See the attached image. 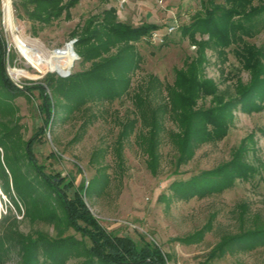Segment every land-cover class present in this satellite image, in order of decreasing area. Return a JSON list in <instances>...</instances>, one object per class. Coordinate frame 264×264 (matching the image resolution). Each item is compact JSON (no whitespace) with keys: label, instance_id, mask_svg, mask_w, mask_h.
<instances>
[{"label":"rangeland","instance_id":"rangeland-1","mask_svg":"<svg viewBox=\"0 0 264 264\" xmlns=\"http://www.w3.org/2000/svg\"><path fill=\"white\" fill-rule=\"evenodd\" d=\"M26 1L0 0V38L9 51L6 71L18 88L43 85L50 98V90L45 86L47 77L54 80L66 78L91 67L90 62L79 58L74 47L70 48L69 43L75 40L72 32L82 27L90 17L101 15L110 8L116 10L118 21L132 28L145 24L159 27L157 37H149L136 44L141 67L132 76L130 93L144 86L149 76H154L159 80L164 95L165 87L174 82L175 72L197 52L181 28L189 26L198 16H205L207 6V0H81L70 9L68 20L62 16L44 25L28 19L21 4ZM224 3L225 0L218 1V4ZM262 3L264 0H254L253 7ZM262 16L259 32L247 40L257 47H264V14ZM172 26L175 29L168 34L167 30ZM201 38L208 37L196 35V39ZM206 56L205 76L218 85L225 98L235 95L238 78L243 83L249 82V73L241 71L234 53H228L225 58L208 49ZM58 73L68 75L61 77ZM56 100L54 97L55 109L65 103L61 99L57 104ZM41 105L42 99L37 91L13 100L3 91L0 93V112H5L6 119L10 120L8 128L18 127L22 142L42 129L43 133L32 148L43 173L50 176L59 174L66 182L72 181L73 189L81 184H89L90 188L101 181L96 189L90 188L86 196L82 195L90 214L107 231L127 237L139 245L141 242L157 245L170 258L167 264H200L208 259L223 236L238 234L242 227L252 226L256 217L264 222V110L258 113L235 110L227 136L217 143L201 146L193 160L177 173L175 162L178 153L167 135L175 125L166 119L167 131L162 133L158 148V174L153 176L146 167V155L136 143L141 129L139 122L122 141L121 147L117 144L122 124L136 118L129 96L112 102L87 101L71 112L58 106L47 126H44ZM210 105L211 98L199 101V106ZM23 145L19 146L20 149ZM239 150H242L243 162L251 168L247 179H237L224 192L203 199L183 200L173 195L171 185L174 182L216 169L230 162ZM4 156L5 148L2 147L1 162L3 158L5 160ZM25 165V159L21 157L22 173L17 176L22 181L31 178ZM8 177L12 199L0 185V233L12 228L15 219L17 232L23 236L35 239L42 235L48 242L69 237L76 243V248L90 247L87 238L66 225L56 203L51 207L57 215L55 220L47 216L43 219L32 216L28 205L23 204L12 189L11 177ZM36 185L33 183L34 197L42 193ZM209 225L212 226L211 231L206 232L202 242L184 245L178 241ZM14 260L15 257L7 264H14ZM84 262V257L69 256L63 264ZM214 262L264 264V248L251 252H227Z\"/></svg>","mask_w":264,"mask_h":264},{"label":"trees","instance_id":"trees-1","mask_svg":"<svg viewBox=\"0 0 264 264\" xmlns=\"http://www.w3.org/2000/svg\"><path fill=\"white\" fill-rule=\"evenodd\" d=\"M80 1L27 0L21 4L29 20L47 25L62 16L68 20L70 9ZM218 1L207 0L205 16H198L189 26L181 28L182 34L190 38L197 52L182 69L175 72L174 82L165 87L164 95L159 80L154 76H149L144 86L130 93L132 76L141 67L136 44L149 38L159 27L145 24L132 28L118 21L114 8L90 17L82 27L72 32L75 52L84 62H90L91 67L66 78L54 80L51 76L47 77L45 86L50 90L52 98L46 94L43 85L21 88L14 85L6 71L9 51L5 41L0 38V93L3 91L13 100L28 97L31 92L37 91L42 99L44 126L53 120L58 106L71 112L78 110L87 101L112 102L129 96L136 118L122 124L117 144L121 147L122 141L139 122L141 129L136 143L147 157V169L156 176L161 135L167 131L165 120H171L175 129L168 131L167 135L178 153L175 162L177 173L193 160L201 146L217 143L227 136L235 110L244 113L264 110V47H257L247 41L259 32L264 3L254 8V0H225L224 4H218ZM250 8L252 11L248 12ZM197 34L208 38L198 40ZM208 49L225 58L228 53H234L242 67L241 71L249 73L248 83H243L241 78L237 79L235 95L225 98L218 85L205 76ZM54 97L63 99L65 103L55 109ZM207 98H211V105L199 106V101ZM6 118L5 112H0V148H5V160L3 158V162L0 161V185L3 192L11 198L8 190L10 176L12 189H15L18 198L28 205V212L39 219L47 216L55 220L57 215L51 207L56 203L66 225L87 238L90 247L76 248V243L69 237L48 242L42 235L35 239L23 236L17 232V221L13 219L12 228L0 233V264H7L13 257L16 258L14 264H63L69 256L84 257V264H167L170 261L155 244L141 242L139 245L127 237L103 229L82 199L90 188L96 189V185H101V181L90 188L89 184H81L73 189L72 181L66 182L59 174L45 175L32 148L43 133L42 129L24 143L20 139L18 127L8 128L10 120ZM21 144L22 149L19 147ZM116 151H119L118 148ZM241 151L230 162L216 169L174 182L171 185L173 195L183 200L203 199L224 192L237 179H247L251 168L243 162ZM21 157L25 159V167L31 177L23 181L17 176L22 173ZM35 182L42 190L37 197L33 195ZM71 189L72 195L69 196ZM251 225L246 229L242 227L238 234L223 236L208 259L200 264H216L214 260L227 252H251L264 248V222L256 217ZM211 227L209 225L178 241L184 245L202 242Z\"/></svg>","mask_w":264,"mask_h":264},{"label":"built area","instance_id":"built-area-1","mask_svg":"<svg viewBox=\"0 0 264 264\" xmlns=\"http://www.w3.org/2000/svg\"><path fill=\"white\" fill-rule=\"evenodd\" d=\"M174 26H172V27H170V28H168V30H167V33L168 34H171V33H173V31H174ZM158 36V33L157 32H154L153 34H151V36L150 37H153V38H155V37H157Z\"/></svg>","mask_w":264,"mask_h":264},{"label":"water","instance_id":"water-1","mask_svg":"<svg viewBox=\"0 0 264 264\" xmlns=\"http://www.w3.org/2000/svg\"><path fill=\"white\" fill-rule=\"evenodd\" d=\"M74 43H75V40H73V41H71V42L69 43L71 49L73 48V44H74ZM58 75L61 76V77H65V76L68 75V73H66L65 75H62V74H59V73H58Z\"/></svg>","mask_w":264,"mask_h":264},{"label":"bare ground","instance_id":"bare-ground-1","mask_svg":"<svg viewBox=\"0 0 264 264\" xmlns=\"http://www.w3.org/2000/svg\"><path fill=\"white\" fill-rule=\"evenodd\" d=\"M62 75H64V74H62Z\"/></svg>","mask_w":264,"mask_h":264}]
</instances>
